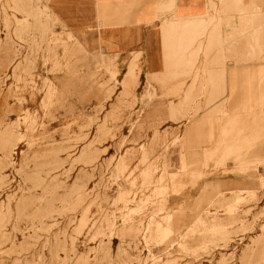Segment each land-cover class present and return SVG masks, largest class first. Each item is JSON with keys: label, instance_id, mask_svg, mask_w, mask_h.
Listing matches in <instances>:
<instances>
[{"label": "rangeland", "instance_id": "rangeland-1", "mask_svg": "<svg viewBox=\"0 0 264 264\" xmlns=\"http://www.w3.org/2000/svg\"><path fill=\"white\" fill-rule=\"evenodd\" d=\"M45 3L0 0V264H264V46L144 83Z\"/></svg>", "mask_w": 264, "mask_h": 264}, {"label": "crops", "instance_id": "crops-1", "mask_svg": "<svg viewBox=\"0 0 264 264\" xmlns=\"http://www.w3.org/2000/svg\"><path fill=\"white\" fill-rule=\"evenodd\" d=\"M45 4L80 50L114 58L127 72L135 64L144 83L149 78L163 80L183 68L177 63L184 39L202 35L205 28L212 45L221 38H239L237 44L225 42V52L232 45L245 54L248 47L264 46V0H46ZM259 68L264 69V62L238 66ZM239 94L236 99H247Z\"/></svg>", "mask_w": 264, "mask_h": 264}]
</instances>
